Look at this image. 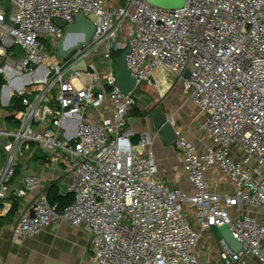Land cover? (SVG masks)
<instances>
[{"label":"built area","instance_id":"obj_1","mask_svg":"<svg viewBox=\"0 0 264 264\" xmlns=\"http://www.w3.org/2000/svg\"><path fill=\"white\" fill-rule=\"evenodd\" d=\"M78 12L92 23V36L60 58L54 46L63 28L56 21L71 24ZM43 39H52L50 51ZM121 48L133 89H158L164 69L206 114L200 128L211 146L202 152L166 118L191 193L160 180L148 132L131 143L126 118L133 89L122 93L114 78L112 52ZM80 60L86 70L74 71ZM100 110L109 113L94 120ZM32 147L64 165L72 201L61 207L39 191L20 213L16 236L63 220L89 234L92 264H198L200 231L226 226L241 249L233 252L222 241V264H245L248 255L264 264V0H184L172 9L146 0H6V8L0 4V215L38 188V177L29 174L5 198L18 159ZM211 168L234 186L232 193L207 187Z\"/></svg>","mask_w":264,"mask_h":264},{"label":"crops","instance_id":"obj_2","mask_svg":"<svg viewBox=\"0 0 264 264\" xmlns=\"http://www.w3.org/2000/svg\"><path fill=\"white\" fill-rule=\"evenodd\" d=\"M95 61L98 63L97 59ZM157 80L159 83L157 90L161 101L167 100V98L173 101L172 104L167 101L161 103L163 110L159 113L166 118L175 116L166 112L168 108L182 113L187 121L185 128L188 129L181 127V131L188 140L194 143L197 151L202 152L206 147L211 146V141L204 137L206 135L200 129L206 114L196 108L198 114L195 115V106L188 97L181 98L185 93L181 80L175 79L164 69H159L157 72ZM145 86L147 85L143 87ZM148 87L150 88V86ZM180 91L184 93H180ZM148 100L146 97L140 103L135 98V105L132 109L136 108L140 115L133 114L132 110L127 115L126 127L133 132L131 143L136 144L139 134L143 131L148 132L152 140L153 159L160 180L175 189L191 193L192 189L188 183L187 175L182 168L183 161L180 152L175 148L173 141L165 143L162 140L153 128L151 120L148 119L150 111L151 115L156 113L152 112L156 103L150 101L147 104ZM106 101L107 105L110 106L108 97ZM143 109L146 111L143 112ZM94 113V120H98L102 114L107 115L109 112L100 110L97 114ZM174 118L177 119V117ZM198 118H202L200 122ZM195 123H199V129L196 128ZM37 151L36 148L32 147L18 159L15 174L10 180V187L17 189L23 185L25 176L35 174L39 179V185L36 191L29 192L16 200V211L11 217H4L8 212L0 215V264H92V253L88 247L89 234L81 228L71 226L66 221H54L43 227L37 234L26 238L18 237L13 233L20 213L39 191L47 193L50 187L54 186L58 193L63 195L66 193V187L71 179L62 163L51 161L44 157L41 152L37 154ZM205 179L210 190L218 193H232L234 191V186L216 168L208 169L205 173ZM185 209L189 220H191L192 211L188 207ZM222 241L218 228L211 227L201 230L197 246L194 249L198 264H222L219 257ZM244 259L245 264H258L252 256H245Z\"/></svg>","mask_w":264,"mask_h":264},{"label":"water","instance_id":"obj_3","mask_svg":"<svg viewBox=\"0 0 264 264\" xmlns=\"http://www.w3.org/2000/svg\"><path fill=\"white\" fill-rule=\"evenodd\" d=\"M147 2L167 9L180 7L184 0H146ZM57 25L63 28L62 38L55 44L54 52L60 58H66V56L74 49L85 46L89 43L93 33L92 23L86 19L81 12L74 15V20L71 24H65L62 20L56 21ZM73 36V38H71ZM127 49H124L121 54L113 59L115 65V85L122 92L127 93L133 89V79L129 76V71L125 65L124 54ZM73 70H86L84 60H80L73 66ZM188 71H185L183 78H187ZM151 123L156 132L160 135L165 143H171L173 141V131L171 126L166 122V117L156 112L151 116ZM13 188H8L5 198H9ZM221 237L225 244L233 251L238 252L241 249V244L234 239L232 233L226 226L218 228Z\"/></svg>","mask_w":264,"mask_h":264},{"label":"rangeland","instance_id":"obj_4","mask_svg":"<svg viewBox=\"0 0 264 264\" xmlns=\"http://www.w3.org/2000/svg\"><path fill=\"white\" fill-rule=\"evenodd\" d=\"M0 4H1V6L3 7V8H6V0H0ZM89 18L90 19H92L93 20V16H91V15H89ZM42 42H44L45 43V45H46V47H47V50H51V48H53V41H52V39H43L42 40ZM95 57V59H97L98 60V65H97V67L99 68V71H101V70H103V68H104V66H105V62H104V60L102 59V57H101V53H97L96 54V56H94ZM53 60H55L56 61V58L55 57H53ZM43 64H46V65H48V63L47 62H43ZM145 84H141V85H139V86H137V87H135L134 89H133V96H134V98H136L137 99V102H140L141 103V101H142V99H144V98H148L149 100H148V102H147V104L151 101L152 103H156L155 104V107L154 106H152V107H154V109H152V112L154 113V112H159V111H161V110H163V106H162V104H163V102H165L166 103V101L167 102H169V103H173V101L171 100V99H169V98H167V100H164V101H161V99H160V97H159V92H158V90L156 89H154V88H152V87H148V86H145V87H143ZM173 86V85H172ZM179 89H181V88H179ZM182 91H180V93H181ZM182 93H184V92H182ZM188 96H187V94L186 93H184V95H182L181 96V98H187ZM164 99V98H163ZM186 101H188V100H186ZM151 103V104H152ZM162 103V104H161ZM132 110V109H131ZM130 110V111H131ZM146 110L145 109H143V112H145ZM171 111V112H170ZM194 111H195V115L196 114H198V110L196 109V107L194 108ZM149 112V111H148ZM167 113H170V114H172V116H174V117H177V119L176 118H174L175 120H177V124H178V126L180 127V129L182 130V128L184 127V129H188L187 127L185 128V123H187V121L184 119V116H183V114L182 113H180V112H178V111H175V110H173L172 108H168L167 109V111H166ZM184 113H185V111H183ZM195 115H193V117H196ZM201 115H203V114H201ZM151 111H150V113H149V115H148V119L149 120H151ZM199 119V118H198ZM200 119H202V118H200ZM200 119H199V122H200ZM199 124V123H198ZM197 123H195V125H196V128L197 129H199V125H198ZM182 127V128H181ZM201 129V128H200ZM202 130V129H201ZM204 135V134H203ZM204 137H206V136H204ZM207 139V138H206ZM38 153L37 154H39L40 153V150H38L37 151Z\"/></svg>","mask_w":264,"mask_h":264},{"label":"trees","instance_id":"obj_5","mask_svg":"<svg viewBox=\"0 0 264 264\" xmlns=\"http://www.w3.org/2000/svg\"><path fill=\"white\" fill-rule=\"evenodd\" d=\"M123 51V49H116L115 51L112 52V58H116L118 57L121 52ZM133 114H139L140 112L137 111L136 108L132 109ZM47 194V198L49 200L50 203H58L59 206H66L68 205L71 201H72V196L69 193H65L63 195H60L58 193V191L56 190V188L54 186H51L49 191L46 193ZM16 202H13L12 207L10 208V210L8 211V213L4 216L5 218H9L11 217L14 212L16 211Z\"/></svg>","mask_w":264,"mask_h":264},{"label":"bare ground","instance_id":"obj_6","mask_svg":"<svg viewBox=\"0 0 264 264\" xmlns=\"http://www.w3.org/2000/svg\"><path fill=\"white\" fill-rule=\"evenodd\" d=\"M71 38H73V36Z\"/></svg>","mask_w":264,"mask_h":264}]
</instances>
